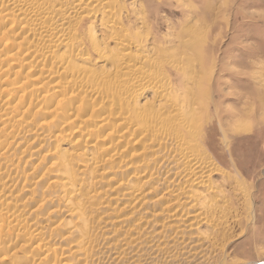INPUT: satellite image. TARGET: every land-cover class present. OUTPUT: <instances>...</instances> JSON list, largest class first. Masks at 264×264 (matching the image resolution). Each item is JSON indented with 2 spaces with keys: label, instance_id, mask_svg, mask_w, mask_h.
I'll return each mask as SVG.
<instances>
[{
  "label": "rangeland",
  "instance_id": "obj_1",
  "mask_svg": "<svg viewBox=\"0 0 264 264\" xmlns=\"http://www.w3.org/2000/svg\"><path fill=\"white\" fill-rule=\"evenodd\" d=\"M23 1L0 0V264H261L264 0Z\"/></svg>",
  "mask_w": 264,
  "mask_h": 264
},
{
  "label": "bare ground",
  "instance_id": "obj_2",
  "mask_svg": "<svg viewBox=\"0 0 264 264\" xmlns=\"http://www.w3.org/2000/svg\"><path fill=\"white\" fill-rule=\"evenodd\" d=\"M27 1H28V0H24L21 4H20V2H18V3H16V5L13 6V7H11V5H10V7H6V9L9 10V11H11V10H17V9H18V10H22L21 7H24V5H22V4H26ZM98 1H100V0H97V2H98ZM28 2H29V1H28ZM34 3H35V2H34ZM29 4H30V2H29ZM31 4H32V3H31ZM83 4H84V3H83ZM105 4H106V3H105ZM33 5H34V4H33ZM64 5H65V4H64ZM36 7H37V9L40 10V9L43 8V5H42V3L37 2ZM34 8H35V7H34ZM56 12H57V11H56ZM58 12H59V10H58ZM14 13H15V12H14ZM16 13H17V12H16ZM60 14H61V13H60ZM62 14H63V13H62ZM17 15H18V14H17ZM2 16H3V15H2ZM35 16H36V15H35ZM59 16H60V15H59ZM41 17H42V16H41ZM37 18H38V17H37ZM37 18H36V20H38ZM7 21H8V20H7ZM43 22H44V21H43ZM62 25H63V24H61V26H62ZM56 26H57V25H56ZM58 28H59V26H58ZM50 30H51V29H50ZM55 30H59V29H57V27H56V28L54 27V29H53L52 31H55ZM12 32H13V31H12ZM31 33H33V32H31ZM31 33H30V34H31ZM53 33H54V32H53ZM34 34H35V33H34ZM34 34H33V35H34ZM13 35H14V33H13ZM117 35H118V34H117ZM117 35H115V36H117ZM35 36H36V35H35ZM20 38H21V37H20ZM118 38H119V37H118ZM74 40H75V39H74ZM120 41H121V40H120ZM49 46H50V45H49ZM54 46H55V45H54ZM99 48H100V47H99ZM122 55H123V54H122ZM141 56H142V55H141ZM8 58H10V55H9V56H8V55H5V57H3L2 60L4 59V61H6ZM11 58H12V57H11ZM5 59H6V60H5ZM61 60H62V59H61ZM4 61H3V62H4ZM8 61H9V59H8ZM10 61H11V60H10ZM12 62H13V61H12ZM117 63H118V60H116V64H117ZM9 68H10V67H9ZM11 69H12V68H11ZM21 69H22V68H21ZM8 70H9V69H8ZM73 70H74V69H73ZM76 70H77V69H76ZM81 70H82V69H81ZM133 70H134V69H133ZM76 72H79V71H76ZM133 72H134V71H133ZM138 72H139L138 75H140V76H141V74L144 75L143 72H140V71H138ZM9 73H10V72H9ZM79 73H80V72H79ZM91 73H92V72H91ZM145 73H146V72H145ZM77 74H78V73H77ZM131 74H132V73H131ZM131 74H130V79H131V80H132V79H136V78L138 79V77L136 76V74H137L136 71H135V74H133L132 76H131ZM150 74H151V75H150ZM150 74H148L147 76H150V77L153 76L152 73H150ZM106 75H109V74H106ZM106 75H105V77H104V81H105L106 78H107ZM134 75H135V77H133ZM100 76H101V75H100ZM103 76H104V75H103ZM109 76H110V75H109ZM116 76H118V75H116ZM144 76H145V75H144ZM118 77H119V76H118ZM22 78H23V77H22ZM101 78H103V77H101ZM141 78H142V77H141ZM99 79H100V78H99ZM152 79H154V77H153ZM155 79H157V78H155ZM101 80H103V79H100V81H101ZM117 80H118V79H117ZM159 80H160V79H159ZM23 85H24V84H23ZM29 85H31V84H29ZM131 90H132V89H131ZM131 90H130V91H131ZM128 91H129V90L127 89V92H128ZM157 91H158V90H157ZM108 92L111 93L110 95H112V89H109ZM108 92H107V93H108ZM160 92H161L162 96H164V91L161 90ZM157 93H158V92H157ZM113 95H114V93H113ZM176 105H177V104H176ZM181 114H182V113H181ZM178 116H179V115H178ZM167 117H168V116H167ZM125 119H126V118H125ZM127 119H128V118H127ZM121 122H122V121H121ZM127 123H128V121H127V120H124L123 124H127ZM13 127H14V126H13ZM28 134H29V133H28ZM33 134H34V133H33ZM33 134H32V135H33ZM39 135H40V134H39ZM140 135H141V134H140ZM65 178H66V177H65ZM58 210H59V209H58ZM65 210H66V209H65ZM51 225H52V224H51Z\"/></svg>",
  "mask_w": 264,
  "mask_h": 264
},
{
  "label": "snow or ice",
  "instance_id": "obj_3",
  "mask_svg": "<svg viewBox=\"0 0 264 264\" xmlns=\"http://www.w3.org/2000/svg\"><path fill=\"white\" fill-rule=\"evenodd\" d=\"M262 54H264V53H262ZM214 127H215V125L213 124L212 128H214ZM206 131L209 133V138H211L212 129L211 128L210 129H206ZM245 239H247V237H245ZM261 264H264V258L261 259Z\"/></svg>",
  "mask_w": 264,
  "mask_h": 264
}]
</instances>
